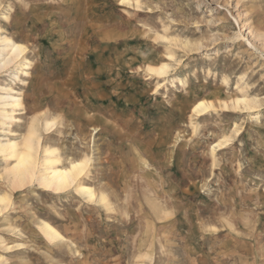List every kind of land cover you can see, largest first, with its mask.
Returning <instances> with one entry per match:
<instances>
[{"label": "rangeland", "instance_id": "rangeland-1", "mask_svg": "<svg viewBox=\"0 0 264 264\" xmlns=\"http://www.w3.org/2000/svg\"><path fill=\"white\" fill-rule=\"evenodd\" d=\"M0 36L27 49L0 140L35 122L106 196L15 188L0 155V264H264V0H0Z\"/></svg>", "mask_w": 264, "mask_h": 264}, {"label": "bare ground", "instance_id": "bare-ground-1", "mask_svg": "<svg viewBox=\"0 0 264 264\" xmlns=\"http://www.w3.org/2000/svg\"><path fill=\"white\" fill-rule=\"evenodd\" d=\"M26 50L25 45L15 42L12 38L0 36V71L21 61ZM168 58H172V55H168ZM32 65L33 63L27 60L22 66L21 71L14 75V80H20V75L24 74L25 70H30ZM169 67L170 65L164 63L158 67H148V71L154 73L159 78H166L169 74ZM177 84L179 86H185L182 78L177 80ZM0 94V118L2 120L0 125L5 132V130L9 129L10 125L14 123L16 119L15 113L18 110H23L25 107L22 100L23 97H21L22 94L19 90L13 87L0 86ZM242 102H245V100L240 103ZM208 110L209 106L202 101L193 107L192 112L201 117L204 116ZM53 124L52 121H46L45 131ZM9 134L11 135L10 138L0 140V155L5 156L9 162H14L7 171L13 187L21 188L24 187L25 184L34 181L44 189L56 193H63L75 187L77 193L85 197L87 201L93 203L99 198L101 203H106L105 195L98 197L94 188L80 182L89 164V157L88 159L85 157L79 161H72L68 167L59 168L63 163L61 158H53L56 152L54 148H45L42 161H40L39 153L42 135L35 122L30 126L28 133L20 143L16 139L17 134L15 132L9 131ZM216 147L217 145L214 146L212 150L215 151ZM9 200V196L0 195V206L7 205ZM43 224L41 232L49 243L54 244L63 238L53 225L47 222Z\"/></svg>", "mask_w": 264, "mask_h": 264}]
</instances>
